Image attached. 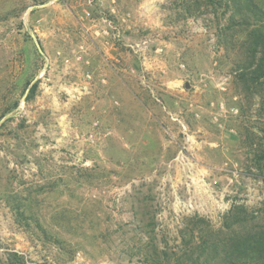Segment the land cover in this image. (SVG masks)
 Listing matches in <instances>:
<instances>
[{"label": "rangeland", "instance_id": "374dc122", "mask_svg": "<svg viewBox=\"0 0 264 264\" xmlns=\"http://www.w3.org/2000/svg\"><path fill=\"white\" fill-rule=\"evenodd\" d=\"M185 6L0 0V264H181L230 211L260 227L247 24Z\"/></svg>", "mask_w": 264, "mask_h": 264}, {"label": "trees", "instance_id": "16d2710c", "mask_svg": "<svg viewBox=\"0 0 264 264\" xmlns=\"http://www.w3.org/2000/svg\"><path fill=\"white\" fill-rule=\"evenodd\" d=\"M185 7L192 8L194 13L204 9L214 14L221 8L230 12L229 24H247L243 40L238 42L233 34H229L224 37V45L228 49L239 46L241 59L237 67L241 72L239 78L246 88L264 79V6H260L257 0H186ZM258 220L260 227H251L247 225V214L243 218L241 213L235 215L228 212L224 223L230 233L215 236L214 239L211 235L204 239L201 237L196 249H190L189 254L184 255L182 263L264 264V216ZM233 227L238 229L232 232Z\"/></svg>", "mask_w": 264, "mask_h": 264}, {"label": "water", "instance_id": "95a60500", "mask_svg": "<svg viewBox=\"0 0 264 264\" xmlns=\"http://www.w3.org/2000/svg\"><path fill=\"white\" fill-rule=\"evenodd\" d=\"M37 44V46H38V43H36Z\"/></svg>", "mask_w": 264, "mask_h": 264}]
</instances>
